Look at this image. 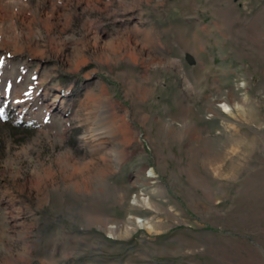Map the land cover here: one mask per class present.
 Listing matches in <instances>:
<instances>
[{"label":"rangeland","instance_id":"1","mask_svg":"<svg viewBox=\"0 0 264 264\" xmlns=\"http://www.w3.org/2000/svg\"><path fill=\"white\" fill-rule=\"evenodd\" d=\"M0 264H264V0H0Z\"/></svg>","mask_w":264,"mask_h":264},{"label":"bare ground","instance_id":"2","mask_svg":"<svg viewBox=\"0 0 264 264\" xmlns=\"http://www.w3.org/2000/svg\"><path fill=\"white\" fill-rule=\"evenodd\" d=\"M132 58H133V55H132ZM223 106L225 107V105L223 104ZM226 110V109H225Z\"/></svg>","mask_w":264,"mask_h":264}]
</instances>
